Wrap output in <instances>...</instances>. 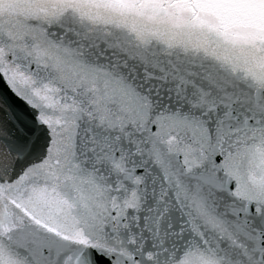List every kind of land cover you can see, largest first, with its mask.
<instances>
[{"label":"water","instance_id":"water-1","mask_svg":"<svg viewBox=\"0 0 264 264\" xmlns=\"http://www.w3.org/2000/svg\"><path fill=\"white\" fill-rule=\"evenodd\" d=\"M0 264H264V0H0Z\"/></svg>","mask_w":264,"mask_h":264}]
</instances>
